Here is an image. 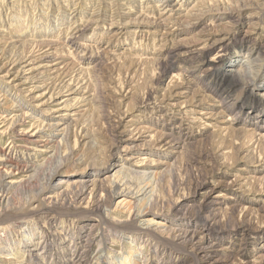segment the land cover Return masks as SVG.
Masks as SVG:
<instances>
[{
    "label": "rangeland",
    "instance_id": "374dc122",
    "mask_svg": "<svg viewBox=\"0 0 264 264\" xmlns=\"http://www.w3.org/2000/svg\"><path fill=\"white\" fill-rule=\"evenodd\" d=\"M138 1L0 0V155L26 111L20 129L57 140L34 179L11 190L0 179V255L11 259L0 264H120L130 246L125 264H264V0L213 3L219 13L201 21L190 17L201 0L173 12ZM247 58L251 87L230 72ZM28 59L56 63L52 82L24 85ZM121 168L134 172L115 180ZM60 181L70 186L43 195ZM115 191L138 200L107 215ZM139 209L157 215L152 227L132 228ZM102 228L117 236L101 241ZM14 236H32L21 256L7 248Z\"/></svg>",
    "mask_w": 264,
    "mask_h": 264
},
{
    "label": "bare ground",
    "instance_id": "6f19581e",
    "mask_svg": "<svg viewBox=\"0 0 264 264\" xmlns=\"http://www.w3.org/2000/svg\"><path fill=\"white\" fill-rule=\"evenodd\" d=\"M118 3H109L108 4V7L111 8L112 10H116L118 11L119 10V7L121 6H125L127 5V1L129 2L130 0H117ZM123 3H122V2ZM137 1V0H136ZM145 1H148V0H143V1H138L139 3H145ZM164 1V5L162 6H165L166 8L170 7L171 10H169V12H173L174 11V5H179L180 2H178V0H163ZM162 1V2H163ZM172 1V2H171ZM232 1V0H231ZM121 2V3H120ZM173 2H176V4H172ZM201 2L203 3V5H201ZM227 3V2H230V0H201L200 3H198V6H194L193 10L194 11H198L197 13L198 14H193L191 12L190 14V17L192 18H197L198 17V20H202L204 19L205 15L209 14V13H213L214 11H217L219 13L220 11V8H216L217 6L220 5V3ZM243 2V1H242ZM217 4L218 5H215V9L212 7L213 5L212 4ZM187 4V3H186ZM206 4V5H204ZM198 7V8H197ZM220 7V6H219ZM241 8V7H240ZM245 8V7H244ZM248 8V7H247ZM242 9V8H241ZM237 10V9H236ZM243 10V9H242ZM216 12V13H217ZM196 13V12H195ZM227 13V12H226ZM237 13V12H236ZM228 14H233L232 10H231V13H228ZM147 16V15H146ZM23 27V26H22ZM49 30H53V28H50L49 27ZM28 33V32H27ZM45 34V33H44ZM50 34V33H49ZM20 36V35H19ZM71 40H73V38H71ZM33 48V47H32ZM39 50H42L43 51V48L42 49H39ZM40 51V52H42ZM43 53V52H42ZM38 54V53H37ZM23 55V54H22ZM34 55V54H33ZM37 56V55H36ZM46 56V55H45ZM32 57V56H31ZM223 57V56H222ZM221 56L219 57H216L213 59V61H216V60H220L222 58ZM20 58V57H19ZM26 58V57H25ZM33 58L35 59V56H33ZM40 57H38V60H39ZM45 58H51V57H45ZM43 59V57H42ZM37 60V58H36ZM36 60H30L28 59V61H25L24 63H28L27 66L25 68L28 69L29 71V77L26 79V81L23 83L24 85L25 84H29V83H32V82H39V80L42 78V82L43 83H46L45 80H52L51 78H48L50 77V75H52L53 73H55V71H58L56 68L54 69V66L55 64H46V65H43V66H38V63L36 62ZM45 60V59H43ZM42 60L40 59V62ZM39 62V61H38ZM256 61H251L250 58H247L246 60H244L241 64V67L240 69L237 70V68H231L230 72L231 73H237L239 75V80H237L238 82L244 84L246 87H251V85L248 83L247 79L251 78V68H250V64H255ZM14 63V62H13ZM232 64L235 65V62L233 63V61L231 62ZM9 67V66H8ZM30 67V68H29ZM233 67V66H232ZM21 71V70H20ZM27 71V70H26ZM23 73H25V71H22ZM10 73V72H8ZM8 73L5 74V77H3L2 79H5V78H10L8 76ZM12 73V72H11ZM27 74V73H25ZM87 74V73H86ZM12 75V74H11ZM17 75V74H16ZM65 75H67V73H65ZM82 75V74H81ZM53 76V75H52ZM64 76V75H63ZM127 77V76H126ZM40 78V79H39ZM56 78V77H55ZM66 78V77H65ZM124 79V78H123ZM15 80V78L13 79ZM54 80V79H53ZM76 80V79H75ZM114 80V78H113ZM52 82V81H51ZM61 82V81H59ZM66 83V82H65ZM7 84H11L10 82H8ZM90 84V83H89ZM18 86V85H17ZM23 86V85H22ZM44 86V85H43ZM53 86V85H52ZM51 86V87H52ZM66 86V85H65ZM68 86V85H67ZM66 86V87H67ZM71 86V85H70ZM15 87V86H14ZM65 87V88H66ZM34 88V87H33ZM46 88V87H45ZM63 88V87H62ZM71 88V87H70ZM75 90V89H74ZM66 91V90H65ZM24 92V91H23ZM69 92V91H68ZM71 92V91H70ZM71 94H78V91H73V93L71 92ZM54 96V95H52ZM52 96H50V101L52 99ZM37 97V96H36ZM121 98V97H120ZM66 99V98H65ZM82 99V98H81ZM71 99H66V100H63L62 102H60L59 104V109L55 111V113H64V114H61L60 116H58V118H60V121H64L65 119H63L64 117L63 116H69V114H66L70 109V104H71ZM85 101V100H84ZM87 101V100H86ZM93 102V101H92ZM95 102V101H94ZM62 106V107H61ZM14 107V106H13ZM19 108V107H18ZM23 108V107H22ZM74 108V107H73ZM230 108V107H229ZM27 112V111H26ZM24 113L23 114V117L20 116L19 118H16L18 119V123H16L18 125V127L16 129L13 130V133L15 136L13 137H10L12 139L11 142H8L9 145H8V148H11L10 151L8 152H5V150L3 151V154L0 155V179H2V182H3V185H5L6 187H8L10 190L12 188H14L16 185H18L20 182L22 181H19V178H33L34 177V174L31 175V176H28L31 172L33 173H36L34 171H37L36 169L38 168V166L36 165V163H38V159L40 158H44V155L49 153L50 149H55V146H57V140H54L55 139V136L53 133L51 135H48L45 133V135H41L43 134L42 132V129L40 131H35V132H30V131H27V130H24V129H20L19 127H22V126H25V119L24 117H28V114L27 113ZM8 116V115H7ZM32 116V115H31ZM72 116V115H71ZM3 117V116H2ZM34 118V117H33ZM68 120V119H67ZM5 122V121H4ZM123 122H125V120H121L120 118V121H119V125L117 126L119 128V126L122 124L123 125ZM13 123V122H12ZM36 124V123H35ZM117 125V124H116ZM49 126V129L46 130V131H58V129L62 126H64V124H62L61 122H58L57 124H53V125H48ZM14 127V125H13ZM37 127V126H36ZM9 128V127H8ZM65 130V128H63ZM36 130V129H35ZM7 131V130H6ZM62 131V130H61ZM4 132V130H3ZM0 135H4V133L0 132ZM66 136V135H65ZM60 142L58 144H61V140H59ZM7 143V144H8ZM169 144V143H167ZM59 148V147H58ZM58 150V149H57ZM54 152V150L52 151ZM57 151H55L56 153ZM30 153V154H29ZM32 153V154H31ZM19 155H22L21 157ZM56 155V154H55ZM108 158V157H107ZM133 160H136V163H134L136 166H143V164H145V161H146V158H141L140 156H134L132 158ZM38 160V161H36ZM154 162V161H153ZM150 163V162H149ZM152 163V162H151ZM102 164H107L105 165L104 167H99V169L102 170V172H111V164L108 165L109 163L104 162ZM113 165V164H112ZM116 166V165H114ZM45 167V166H44ZM50 168H48L49 170ZM56 169V168H55ZM39 170V169H38ZM53 171V170H52ZM132 172L134 171H131V170H128V169H125V168H121L119 171L115 172L114 173V179L115 180H120V178H123V177H126L128 176L129 174H132ZM39 173V172H38ZM127 174V175H126ZM38 175V174H37ZM134 175V174H133ZM110 178V177H109ZM34 179V178H33ZM112 179V178H111ZM36 180V179H35ZM65 180V179H64ZM114 180V181H115ZM113 181V182H114ZM63 185H66V186H63ZM1 186V185H0ZM54 186H59L58 188H55L53 186H46L44 189H43V195H46L50 192H54L56 190H62L64 187H69L70 186V183H67V181H60L59 183H56V185ZM121 188V187H120ZM2 189V188H1ZM117 190V189H116ZM1 191V190H0ZM2 192V191H1ZM127 192V191H126ZM125 191L124 192H113L112 193V200L114 199V201H116V209L114 211L112 210H109V212L107 213V215H110L111 213H114L117 211V208H122L124 206H126L127 204H131L132 205H135L137 203V200L138 198L136 199L134 196H132L130 193H126ZM4 194V193H3ZM136 194V193H135ZM64 195V194H63ZM4 196V195H3ZM44 197V196H43ZM62 197V196H61ZM73 197V196H72ZM76 197V196H74ZM57 198H59L58 196L57 197H53V196H49L48 197V201L50 200H56ZM146 199V198H145ZM39 200V199H38ZM43 200V199H42ZM74 200V199H73ZM72 200V201H73ZM41 201V199H40ZM134 201V202H133ZM50 204V203H49ZM140 204V203H139ZM137 204V206L139 205ZM40 206V205H39ZM128 206V205H127ZM147 207V206H146ZM128 208V207H127ZM132 209V207H130ZM111 209V208H110ZM107 210V209H106ZM160 215V214H159ZM136 217L134 218V220H136L137 222H135L134 224H132V228L134 227V229H143L142 226H146V227H152L151 225L153 224V220L152 219H145L146 217H155L157 216L154 211L152 210H142V209H139L137 211V214L135 215ZM111 217V216H109ZM123 222V221H122ZM122 222H119V223H122ZM118 223V225H120ZM100 229V228H99ZM98 229V230H99ZM148 230H151V228H149ZM1 231L3 233H6L4 229H1ZM15 230L12 229L11 233H13ZM100 234H99V238L101 239V241L107 239V236L109 235H115L116 232H111V230H105L104 228H102L100 230ZM153 231V230H152ZM14 234V233H13ZM21 234V233H20ZM30 236V235H29ZM117 236V233L116 235ZM98 237V236H97ZM48 237L45 238V240H43L42 244H45L46 245V248H48V250H54L56 249V243L55 242H50L52 245H49V241L47 239ZM32 239V236L31 237H22V238H18L16 236H14V238L10 241L9 239V245L7 248H9V251H12V255L13 254H18L21 256L22 253L25 251V247L26 246V242L29 240ZM172 239H175V237H172ZM19 240H20V243H19ZM89 240H93L92 238L89 239ZM132 239V242H134ZM76 241V245H78V241ZM36 241L34 240V242L32 243H35ZM13 243V244H12ZM88 243H91L88 242ZM129 244V243H128ZM134 246V245H133ZM38 247V246H37ZM43 249V247L41 249H36L35 251L36 252H40L41 250ZM209 249V248H208ZM34 250V249H32ZM129 253L127 254H124V253H120V256L122 254V258H121V262L120 264H125L126 263H130L131 259V255L133 256L136 252H134V250H136V248H133L130 246V249H129ZM200 250H206V248H203V249H200ZM48 253V252H46ZM45 253V254H46ZM44 254V253H43ZM85 256H81L79 258V254H75V252L73 253L72 257H73V262L75 263L76 260H79L78 261H81L83 259V262H86L88 261V259H86L88 257V254H86V251H85ZM4 255V256H3ZM7 255V253H2V255H0V261L4 260V261H8V260H11L8 256H5ZM20 258V257H19ZM103 258L102 255H97V260H101ZM72 262V263H73Z\"/></svg>",
    "mask_w": 264,
    "mask_h": 264
}]
</instances>
